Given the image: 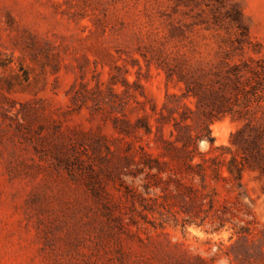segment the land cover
Returning a JSON list of instances; mask_svg holds the SVG:
<instances>
[{
	"label": "rangeland",
	"instance_id": "obj_1",
	"mask_svg": "<svg viewBox=\"0 0 264 264\" xmlns=\"http://www.w3.org/2000/svg\"><path fill=\"white\" fill-rule=\"evenodd\" d=\"M188 90L204 96L200 109ZM216 93L243 118L208 126ZM116 117L139 133L119 134ZM248 122L264 126V0H0V264H264L260 171L247 170L242 186L193 182L235 224L253 223L250 243L231 239L232 224L212 233L134 206L118 180L137 171L126 151L159 156L162 139L178 135L241 157L231 135ZM92 169L109 200L93 197ZM124 180L146 196L143 181Z\"/></svg>",
	"mask_w": 264,
	"mask_h": 264
},
{
	"label": "trees",
	"instance_id": "obj_2",
	"mask_svg": "<svg viewBox=\"0 0 264 264\" xmlns=\"http://www.w3.org/2000/svg\"><path fill=\"white\" fill-rule=\"evenodd\" d=\"M240 71L237 66L231 69L236 79L239 80L237 83H240L242 78ZM117 84L118 81L112 77V85ZM235 90L238 96L241 95L247 103L250 102L247 92L240 89V86H237ZM190 96L197 100V106L200 109L204 103V96L198 91L188 90L184 97L189 98ZM235 101L238 102V98ZM113 102L110 101L109 103ZM228 102L225 95L214 94L208 126L226 116H238L239 120L243 118L245 114L242 110L236 109L235 105L237 104ZM185 106L188 111L193 112L190 107ZM245 106L247 108L248 105ZM187 119L188 117H184L183 121L186 122ZM118 123H122L123 126L120 127ZM139 123L144 124L142 126L147 135L152 133V126L149 123H145V120L142 119ZM178 126L179 124L176 123L177 131ZM182 127L192 129L189 124ZM140 128L128 120L115 118V129L123 136H130L132 129L139 133ZM172 136H174V132H172ZM203 138L206 137L191 133L185 139H182L180 135L176 137L175 141L162 139V151L159 156H154L144 147L126 151L124 156L120 158L132 162L137 167V171H130L129 173L119 171L120 191L124 193L127 199H130L134 206L139 204L145 211L154 212L162 207L183 216L184 227L208 225L212 233H220L227 227V224H232L234 232L231 239L237 237L238 241L253 242L252 237L255 231L253 223L249 222L248 225L244 226L235 224V218L238 216L227 206H217L215 199L194 186L193 182L199 180L204 190L210 180L216 183H236L238 186H242L244 173L247 170H258L264 174V126L256 127L248 122L232 133L231 143L239 152L243 153L241 157L239 154L235 155L231 147L226 146L215 147L211 153H202L199 151V141ZM207 138L213 145L214 139ZM106 148L108 151H112L109 146ZM228 154H231L230 159L227 157ZM57 158L60 165L68 166L69 164V168H72V163L68 157L59 156ZM197 158L199 161H196ZM225 171L228 172L229 176H224ZM124 177L143 181L146 196L136 188L128 186ZM88 186L95 200H109L107 190L98 178V172L93 169L88 175ZM152 194L154 196H151ZM160 199L163 202H159ZM105 211L111 212L108 207H105ZM247 247L250 249V244H247Z\"/></svg>",
	"mask_w": 264,
	"mask_h": 264
}]
</instances>
